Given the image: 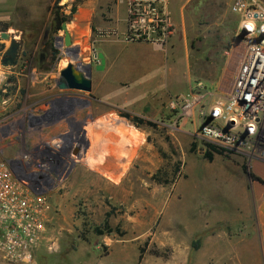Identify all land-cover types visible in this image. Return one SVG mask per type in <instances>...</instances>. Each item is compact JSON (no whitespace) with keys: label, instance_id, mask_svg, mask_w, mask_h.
Masks as SVG:
<instances>
[{"label":"rangeland","instance_id":"obj_1","mask_svg":"<svg viewBox=\"0 0 264 264\" xmlns=\"http://www.w3.org/2000/svg\"><path fill=\"white\" fill-rule=\"evenodd\" d=\"M82 1L0 0V33L21 41L15 64L5 65L10 40L0 35V133L10 135L2 156L59 155V177L47 182L43 245L30 262L0 257V264H237L236 244L257 222L264 143L239 151L205 139L199 110L215 95L188 119L171 108L176 95L228 88L242 20L237 0H177L189 1L190 86L186 73L171 71V91L167 75L160 91L122 82L121 94L101 86L113 71L97 68L102 59L86 34L72 38L71 55L58 39L65 34L55 31L53 11L70 15ZM245 1L264 11V0ZM69 62L83 71L91 65L90 92L59 87Z\"/></svg>","mask_w":264,"mask_h":264},{"label":"built area","instance_id":"obj_2","mask_svg":"<svg viewBox=\"0 0 264 264\" xmlns=\"http://www.w3.org/2000/svg\"><path fill=\"white\" fill-rule=\"evenodd\" d=\"M127 3L125 39L164 49L175 33L167 0ZM233 9L242 20L231 54L236 64L229 87L219 94L198 88L176 95L171 108L180 119H188L208 95H215L199 110L204 138L240 151L264 143V11L249 7L245 0H237ZM9 136L0 133V257L24 263L34 259L45 241L51 210L47 182L59 177V155L38 149L16 160L5 159L1 142Z\"/></svg>","mask_w":264,"mask_h":264},{"label":"crops","instance_id":"obj_3","mask_svg":"<svg viewBox=\"0 0 264 264\" xmlns=\"http://www.w3.org/2000/svg\"><path fill=\"white\" fill-rule=\"evenodd\" d=\"M127 1L83 0L71 20V35L74 42L86 34L94 49L98 54H103L105 63H108L109 69L113 71V80L101 86L109 85L111 93L121 94L120 83L129 82L135 89L140 87L136 89L138 91L151 88L157 92L160 88H165L162 81L163 79L166 81L168 75L170 89H165L167 92L172 88V71V75L175 74L177 77L181 76V73L182 75L186 73L189 87L192 80L191 46L183 25L189 1H167L177 31L164 49H156L148 43H129L125 39ZM177 77L172 76L176 82ZM258 195L261 202L257 208V222L253 232L238 240L236 244L237 264H264V188Z\"/></svg>","mask_w":264,"mask_h":264},{"label":"water","instance_id":"obj_4","mask_svg":"<svg viewBox=\"0 0 264 264\" xmlns=\"http://www.w3.org/2000/svg\"><path fill=\"white\" fill-rule=\"evenodd\" d=\"M62 30L64 31L65 35L64 37L60 36L58 39H64V43L68 47L67 51H69L71 46L73 45V40L72 35L68 29V22H63ZM245 32L246 30L243 29L242 34H244ZM0 35L3 39L10 40V45L3 55V64H14L18 57L21 42L15 35L11 34L9 31H2ZM98 56L102 59V64L97 68L103 69L105 63L104 56L102 53H100ZM73 59H75V57ZM87 68L88 71H83L80 68L76 67L73 62H69L60 72V79L58 81L59 87L90 92L93 88V81L91 79L90 71L91 65H88ZM213 117L214 115L212 114L210 116V120H212Z\"/></svg>","mask_w":264,"mask_h":264},{"label":"trees","instance_id":"obj_5","mask_svg":"<svg viewBox=\"0 0 264 264\" xmlns=\"http://www.w3.org/2000/svg\"><path fill=\"white\" fill-rule=\"evenodd\" d=\"M62 8L63 7H61V6H57L56 10L53 11V22L55 24V31H57L58 29L62 28V23L63 22H69V21L72 20L74 14L76 13V11L78 9V4L77 5H73V7L71 8V14L70 15H63V13L61 12ZM210 146L213 148L214 151L220 152V149H218L216 146H214V145H210ZM207 156H208L209 159H212L213 154L212 153H208ZM198 244H199L198 242L194 243L195 247Z\"/></svg>","mask_w":264,"mask_h":264},{"label":"bare ground","instance_id":"obj_6","mask_svg":"<svg viewBox=\"0 0 264 264\" xmlns=\"http://www.w3.org/2000/svg\"><path fill=\"white\" fill-rule=\"evenodd\" d=\"M237 50H238V49H237ZM240 52H241V51H240ZM240 52H239V53H240ZM67 53H68L69 55H71L70 50L67 51ZM73 58H74V56H73ZM231 69H232V67H231ZM234 69H235V65H233V69H232V70L234 71ZM233 71H232V72H233ZM232 72H231V74H232ZM231 74H230V76H231ZM230 76H229L228 79H230ZM229 81H230V80H229ZM228 87H229V86H228Z\"/></svg>","mask_w":264,"mask_h":264},{"label":"flooded vegetation","instance_id":"obj_7","mask_svg":"<svg viewBox=\"0 0 264 264\" xmlns=\"http://www.w3.org/2000/svg\"><path fill=\"white\" fill-rule=\"evenodd\" d=\"M62 24H63V23H62ZM61 30H62V28H61V29H58L57 32H58V31H61ZM59 37H60V35L58 34V38H59ZM62 40H64V39H62ZM20 42H21V41H20Z\"/></svg>","mask_w":264,"mask_h":264}]
</instances>
